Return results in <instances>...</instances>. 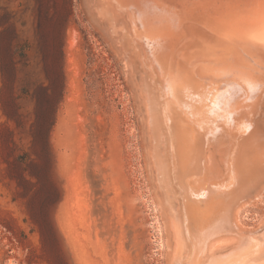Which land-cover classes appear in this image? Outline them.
I'll return each instance as SVG.
<instances>
[{
    "label": "rangeland",
    "instance_id": "374dc122",
    "mask_svg": "<svg viewBox=\"0 0 264 264\" xmlns=\"http://www.w3.org/2000/svg\"><path fill=\"white\" fill-rule=\"evenodd\" d=\"M264 0H0V264H264Z\"/></svg>",
    "mask_w": 264,
    "mask_h": 264
},
{
    "label": "bare ground",
    "instance_id": "6f19581e",
    "mask_svg": "<svg viewBox=\"0 0 264 264\" xmlns=\"http://www.w3.org/2000/svg\"><path fill=\"white\" fill-rule=\"evenodd\" d=\"M250 36L258 43L264 45V23L259 28L254 29Z\"/></svg>",
    "mask_w": 264,
    "mask_h": 264
}]
</instances>
